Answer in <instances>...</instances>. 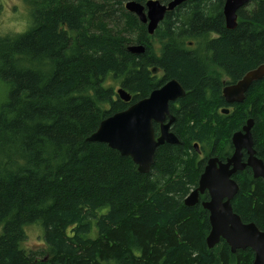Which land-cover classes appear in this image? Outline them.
I'll return each mask as SVG.
<instances>
[{
    "label": "trees",
    "instance_id": "trees-1",
    "mask_svg": "<svg viewBox=\"0 0 264 264\" xmlns=\"http://www.w3.org/2000/svg\"><path fill=\"white\" fill-rule=\"evenodd\" d=\"M126 1L27 0L25 33L0 39V85L6 88L0 101V264H252L250 249L232 253L223 240L209 249L207 212L183 200L201 170L188 153L189 140L206 138L194 134L191 121L220 99L206 67L217 64L237 80L264 65V0L239 9L233 30L225 27L224 0L183 3L160 22L152 36L156 46L124 9ZM132 44L144 45L145 54L127 52ZM108 76L120 81L130 102L104 86ZM172 79L187 92L176 114L180 143L158 147L150 173L86 140L102 120ZM208 86L211 102L204 95ZM258 86L259 101L250 91L248 102L263 154L264 80ZM243 112L228 123L220 119V133L209 140L227 138ZM245 178L233 210L264 230V181ZM30 225L42 232L37 253L22 247Z\"/></svg>",
    "mask_w": 264,
    "mask_h": 264
},
{
    "label": "water",
    "instance_id": "water-1",
    "mask_svg": "<svg viewBox=\"0 0 264 264\" xmlns=\"http://www.w3.org/2000/svg\"><path fill=\"white\" fill-rule=\"evenodd\" d=\"M191 0H170L166 4L159 0H147L144 4L134 0L126 1L124 9L137 17L145 26L148 35H154L166 13L174 11ZM251 0H224L222 12L225 27L233 30L237 26V12ZM144 45L132 44L126 51L133 55H143L146 52ZM155 70V69H154ZM152 70L153 72H155ZM264 78V65L245 73L237 84L223 89L227 102H242L244 93L253 81ZM117 95L123 102H130V95L121 87ZM185 93L178 81L170 80L161 88L151 91L144 98L122 112L115 113L99 123L97 130L87 137L88 142L107 145L123 157H129L137 167L140 174L150 173L154 164L155 151L164 144H177L178 140L170 133V123L162 127L159 137L155 136L152 123L161 124L169 115L168 105L176 99L184 97ZM227 113V111H223ZM253 121L247 120L242 132L233 134L231 142L234 147L233 154L227 158L226 164L218 162L216 157L207 161L204 172L201 174L198 187L185 197L183 203L192 207L198 202V196L205 190L209 191L210 200L202 204L203 210L209 213L210 226L206 237V245L214 248L223 240L232 253L237 250L250 249L254 252L252 264H264V232L254 223H244L240 216L233 212L231 201L238 191V184L230 179L237 171L246 166L253 171L255 178H264V163L262 159L254 156L253 141L250 130ZM248 153L246 163L241 162V151ZM219 164L217 168L216 164ZM231 167V168H230Z\"/></svg>",
    "mask_w": 264,
    "mask_h": 264
},
{
    "label": "flooded vegetation",
    "instance_id": "flooded-vegetation-1",
    "mask_svg": "<svg viewBox=\"0 0 264 264\" xmlns=\"http://www.w3.org/2000/svg\"><path fill=\"white\" fill-rule=\"evenodd\" d=\"M206 68L209 69L208 71L206 70V73H209L211 78L216 79V81L218 83V86H219L218 98H220V99H219V104L217 102V105L215 104L213 106L212 114H211V112H209L210 108H206L205 109V111L207 113L206 115L201 117V119H194V120L191 121V127L194 130L193 131L194 134L201 135V136H206V138H199L198 140L195 139V138H191V141L189 142V146H190L189 148H191V150H190V152L188 150V153L191 154V156L196 159V164L201 166V170H200L199 175H198L197 184H196V186H192L191 187L190 192L195 190L198 187V182H199L200 176L204 172V169H205V166L207 164V161L210 158L216 157L218 159V162H220L222 164H226L227 158H229L234 152V147H233L232 142H231L232 136H233V134H235L238 131L242 132L241 129L246 125L247 120H252L253 121V127H252V129L250 130L249 133L252 134L251 137H252V141H253L254 156L256 158L260 159V160L262 159V161L264 163V151H263V154H261L259 152L260 149L263 150V148H262V145L260 144L261 141L259 140V136L257 134L258 132H255V129H254L255 120L253 118H251L250 117L251 115L249 114L250 113V109H251L250 108L251 107V102H248V98H250L249 97V92L250 91L252 93V94L250 93L251 96L257 94L256 96H258V101H259V92H260L259 86H258L257 89L253 88V86H254V83L261 82L262 79L261 80H257V81H253L251 83V85L248 87V89L244 93L245 96H244V99L242 100V102H239V103H237V102H227L225 100L224 95H223V89L226 88V87L232 86L233 83H234V85L237 84L245 74L240 79L234 80L232 77H230L226 73V71H224V69H222L217 64H210ZM254 69H256V68H254ZM254 69H251L249 71H252ZM152 70L155 71L156 75L153 74L154 72ZM152 70H151V74L154 77H157V78H161L162 77V73L160 71H158L157 68H153ZM249 71H247V72H249ZM247 72H245V73H247ZM220 75H224V77L226 79L220 80V78H221ZM263 80H264V78H263ZM167 82H165L164 84H166ZM164 84H162L159 88H161ZM156 89H158V88H156ZM182 89L184 90V87H182ZM184 93H185V95L187 94V92L185 90H184ZM185 95H184V97H185ZM204 95H205L206 102H211L212 97H210V96L212 95V92H211V89H210L209 86L204 89ZM184 97L178 98L174 102H170L169 103L168 110H169V115L172 117V120L167 116L165 118V120L161 124L156 123V122L152 123V128H153L155 136L159 137V135L161 133V130H162V127L165 126L166 124L170 123L168 131L170 133H172L173 136H175L177 138L178 144L180 143V138H178V136H176V135H177L178 132L180 133V130L182 128H181V125H179V124L177 126V123H178L179 119H177V117H176L177 115L176 114H178V111L181 109L180 100H182V98H184ZM241 110L242 111L244 110V112H243L244 113V118L247 117L246 121L243 120L244 118L242 120L241 119L238 120V122L235 124V126H238V127L236 129H234V130H231L229 132V134H228V137L220 139L217 142V144L214 143L215 140L213 138L211 140H209L210 135L215 137V135H217V133H220V132H217V131H219V129H221L222 127H218V125H217L218 123L221 124V121L225 122L226 120H227V123H228L229 120L230 121L231 120H235V118H237V116L235 117V115L238 114ZM223 111H227V113H224ZM211 116H212V118H211ZM220 119H221V121H220ZM193 123H194V127H193ZM200 125H201V127H200ZM223 134H225V132ZM207 137H208V139H207ZM241 153H242L241 162L242 163H246L248 158H249L248 157V153H247V151L245 149H243L241 151ZM216 166L218 168L219 164L217 163ZM248 176H249V180L250 181H256L258 179L264 181V178H261V177L260 178H255L253 176L252 169L250 167L246 166L242 171H237L236 173H233L230 176V179L238 184L237 193L240 190V186L245 181V179H246L245 177H248ZM237 193H236V195H237ZM187 196L188 195H186V197ZM209 200H210L209 191L205 190L203 193L199 194L198 202L195 205L199 204L202 207V204L205 203V202H208ZM231 204H232V201H231ZM232 208H233V206H232ZM233 212H234V210H233ZM235 214H237V213H235ZM207 216L209 217V213L208 212H207ZM260 231L264 232V230H261V229H260ZM253 260H254V252H253ZM253 260H252V262H253Z\"/></svg>",
    "mask_w": 264,
    "mask_h": 264
},
{
    "label": "rangeland",
    "instance_id": "rangeland-1",
    "mask_svg": "<svg viewBox=\"0 0 264 264\" xmlns=\"http://www.w3.org/2000/svg\"><path fill=\"white\" fill-rule=\"evenodd\" d=\"M29 5L30 4H28L27 0H0V6H1V11H0V39L1 40L12 39L18 35L25 33V31L27 30V28L31 22V13H30V6ZM21 25H23V31L18 32L17 28H19ZM135 36L136 35H134L133 38H135ZM148 36H150V35H148ZM152 36L149 37V42L152 44L154 43V45L156 46L157 40ZM193 41L195 42V40H193ZM201 41L203 43L206 42V40L202 39V38L200 39V42ZM196 53H198V55L200 57H202L201 53H199V51H197ZM23 62H24L23 64L27 65L28 67H35L36 66L35 64L31 65L30 63H28L26 61H23ZM43 69H45V68H43ZM220 76H221L220 80L226 79L224 77V75H220ZM207 77L211 78L209 73H207ZM104 86L108 87V88L109 87L112 88L115 96L117 97L116 90L120 86V81H114L111 77L108 76L107 80L105 81ZM5 94H6V88L3 85H0V101H3L5 99ZM213 106L214 105H212L211 107L207 106L210 108L209 112H211V114L213 112ZM211 118H212V116H211ZM217 125L219 127L220 124L218 123ZM200 127H201V125H200ZM189 141H191V139ZM39 228L40 227L38 225H30V226H27L25 228L26 240L22 243V247L27 252L37 253L39 250H41L43 248V242H42V237H41L42 232L40 231ZM0 234H1V229H0Z\"/></svg>",
    "mask_w": 264,
    "mask_h": 264
},
{
    "label": "bare ground",
    "instance_id": "bare-ground-1",
    "mask_svg": "<svg viewBox=\"0 0 264 264\" xmlns=\"http://www.w3.org/2000/svg\"><path fill=\"white\" fill-rule=\"evenodd\" d=\"M154 75H156L155 74V72L153 73ZM263 80V79H262ZM228 81V80H227ZM234 84V83H233ZM118 90V89H117ZM117 90H116V95H117ZM128 93V92H127ZM129 94V93H128ZM130 95V94H129ZM150 95V94H149ZM117 97H118V95H117ZM131 97V96H130ZM119 98V97H118ZM119 100H120V98H119ZM131 100V99H130ZM120 101H122V100H120ZM140 101V100H139ZM123 102V101H122ZM124 103H126V102H124ZM131 106V105H130ZM122 112V111H121ZM242 130V129H241ZM252 135V134H251ZM178 144V143H177ZM172 145H175V144H172ZM160 147V146H159ZM157 150V149H156ZM195 150V149H194ZM196 151V150H195ZM248 169V168H247ZM247 171V170H246ZM203 202V201H202Z\"/></svg>",
    "mask_w": 264,
    "mask_h": 264
},
{
    "label": "clouds",
    "instance_id": "clouds-1",
    "mask_svg": "<svg viewBox=\"0 0 264 264\" xmlns=\"http://www.w3.org/2000/svg\"><path fill=\"white\" fill-rule=\"evenodd\" d=\"M17 31H23V25H21L19 28H17Z\"/></svg>",
    "mask_w": 264,
    "mask_h": 264
}]
</instances>
